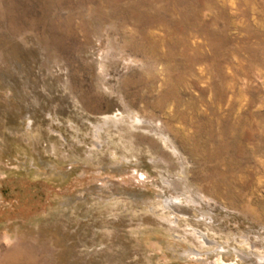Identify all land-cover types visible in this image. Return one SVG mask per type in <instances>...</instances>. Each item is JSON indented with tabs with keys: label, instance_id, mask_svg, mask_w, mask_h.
<instances>
[{
	"label": "rangeland",
	"instance_id": "obj_1",
	"mask_svg": "<svg viewBox=\"0 0 264 264\" xmlns=\"http://www.w3.org/2000/svg\"><path fill=\"white\" fill-rule=\"evenodd\" d=\"M0 264H264V0H0Z\"/></svg>",
	"mask_w": 264,
	"mask_h": 264
},
{
	"label": "bare ground",
	"instance_id": "obj_2",
	"mask_svg": "<svg viewBox=\"0 0 264 264\" xmlns=\"http://www.w3.org/2000/svg\"><path fill=\"white\" fill-rule=\"evenodd\" d=\"M176 203H178V200L177 199H170V200H168V204L170 206H174Z\"/></svg>",
	"mask_w": 264,
	"mask_h": 264
}]
</instances>
